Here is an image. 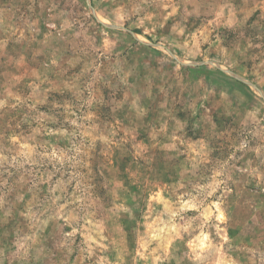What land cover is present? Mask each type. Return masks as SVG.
<instances>
[{
    "label": "rangeland",
    "instance_id": "rangeland-1",
    "mask_svg": "<svg viewBox=\"0 0 264 264\" xmlns=\"http://www.w3.org/2000/svg\"><path fill=\"white\" fill-rule=\"evenodd\" d=\"M0 264H264V0H0Z\"/></svg>",
    "mask_w": 264,
    "mask_h": 264
}]
</instances>
